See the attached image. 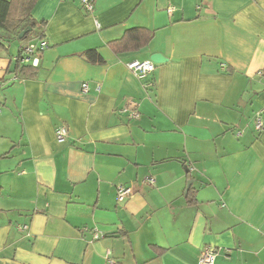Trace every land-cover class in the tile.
I'll list each match as a JSON object with an SVG mask.
<instances>
[{
  "label": "crops",
  "instance_id": "obj_1",
  "mask_svg": "<svg viewBox=\"0 0 264 264\" xmlns=\"http://www.w3.org/2000/svg\"><path fill=\"white\" fill-rule=\"evenodd\" d=\"M10 1L49 47L0 41V264H264V0Z\"/></svg>",
  "mask_w": 264,
  "mask_h": 264
},
{
  "label": "built area",
  "instance_id": "obj_2",
  "mask_svg": "<svg viewBox=\"0 0 264 264\" xmlns=\"http://www.w3.org/2000/svg\"><path fill=\"white\" fill-rule=\"evenodd\" d=\"M83 6L87 11L92 12L93 11V0H80ZM171 11V10H170ZM49 47L48 42L41 40L40 42H31L26 43L23 47V50H21L20 56L18 57V60L23 63H32L35 67L39 64V58L38 56L41 55L47 48ZM128 69L133 72L135 75H137L139 78H146L150 74H152L155 70L156 65L150 61H139L134 60L130 62L128 65ZM85 90H87V85L84 86ZM131 116L134 118L138 117V114L136 112H131ZM257 123L256 128L258 130H261L263 128V122L260 116L257 117ZM68 129L65 126H60L56 129V138L58 143H65L68 139ZM147 183L150 185H154L156 183V180L154 178H148ZM118 195V201L122 202L126 198H129L133 195V189L131 187H125L120 186L117 190ZM27 229V227H24ZM95 238H100V234L96 233ZM216 249L212 247H206L200 256L199 263L198 264H214L216 259ZM109 264H116L115 261L110 260Z\"/></svg>",
  "mask_w": 264,
  "mask_h": 264
},
{
  "label": "trees",
  "instance_id": "obj_3",
  "mask_svg": "<svg viewBox=\"0 0 264 264\" xmlns=\"http://www.w3.org/2000/svg\"><path fill=\"white\" fill-rule=\"evenodd\" d=\"M12 7L13 3L10 0H0V30L6 33V36L8 35V37L11 36L12 38H18L23 30L31 27L33 29L31 33H34L36 37L42 40L43 37H41L40 31L36 30V26L38 27V25L32 22L30 18L15 19L12 15ZM31 33H29L25 39L29 38ZM144 35L145 32L139 29L128 31L125 39L122 41V45L126 44V48H141V46L147 45L152 38L151 35ZM4 36L3 34L0 35V41L6 38V36L3 38ZM122 45H119V47L123 48ZM85 58L88 62L93 64L104 63L103 59L95 50L88 51L85 54Z\"/></svg>",
  "mask_w": 264,
  "mask_h": 264
},
{
  "label": "water",
  "instance_id": "obj_4",
  "mask_svg": "<svg viewBox=\"0 0 264 264\" xmlns=\"http://www.w3.org/2000/svg\"><path fill=\"white\" fill-rule=\"evenodd\" d=\"M32 31L31 27H28L27 29L23 30L20 35L19 39L23 40L25 36H27ZM150 61H152L155 65L156 64H163L167 62L168 60L161 54H154L151 56ZM194 181H190L187 186V191L191 188Z\"/></svg>",
  "mask_w": 264,
  "mask_h": 264
},
{
  "label": "rangeland",
  "instance_id": "obj_5",
  "mask_svg": "<svg viewBox=\"0 0 264 264\" xmlns=\"http://www.w3.org/2000/svg\"><path fill=\"white\" fill-rule=\"evenodd\" d=\"M3 34V32H1ZM6 36V33L3 34V36ZM34 33H31V36H33ZM5 36L3 38H5ZM6 40L12 42L10 43V52L12 54H19L21 50H23V47L25 46V43L21 40H17L16 38H12L11 36L8 37V35L5 38Z\"/></svg>",
  "mask_w": 264,
  "mask_h": 264
}]
</instances>
